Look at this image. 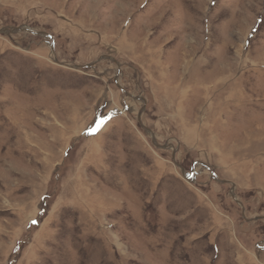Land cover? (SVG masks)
Returning a JSON list of instances; mask_svg holds the SVG:
<instances>
[{"label":"rangeland","instance_id":"obj_1","mask_svg":"<svg viewBox=\"0 0 264 264\" xmlns=\"http://www.w3.org/2000/svg\"><path fill=\"white\" fill-rule=\"evenodd\" d=\"M262 246L264 0H0V264Z\"/></svg>","mask_w":264,"mask_h":264},{"label":"flooded vegetation","instance_id":"obj_2","mask_svg":"<svg viewBox=\"0 0 264 264\" xmlns=\"http://www.w3.org/2000/svg\"><path fill=\"white\" fill-rule=\"evenodd\" d=\"M261 248L264 249V246H262Z\"/></svg>","mask_w":264,"mask_h":264},{"label":"crops","instance_id":"obj_3","mask_svg":"<svg viewBox=\"0 0 264 264\" xmlns=\"http://www.w3.org/2000/svg\"><path fill=\"white\" fill-rule=\"evenodd\" d=\"M213 146V145H212ZM213 148H214V146H213Z\"/></svg>","mask_w":264,"mask_h":264}]
</instances>
